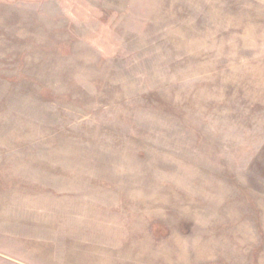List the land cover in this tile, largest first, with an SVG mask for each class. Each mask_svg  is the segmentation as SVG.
<instances>
[{
  "label": "rangeland",
  "instance_id": "rangeland-1",
  "mask_svg": "<svg viewBox=\"0 0 264 264\" xmlns=\"http://www.w3.org/2000/svg\"><path fill=\"white\" fill-rule=\"evenodd\" d=\"M0 264H264V0H0Z\"/></svg>",
  "mask_w": 264,
  "mask_h": 264
}]
</instances>
